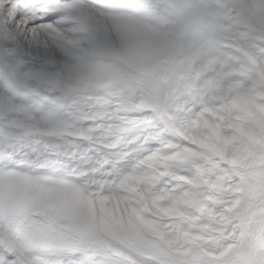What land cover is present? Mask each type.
<instances>
[{"label":"snow or ice","instance_id":"obj_1","mask_svg":"<svg viewBox=\"0 0 264 264\" xmlns=\"http://www.w3.org/2000/svg\"><path fill=\"white\" fill-rule=\"evenodd\" d=\"M0 264H264V0H0Z\"/></svg>","mask_w":264,"mask_h":264}]
</instances>
